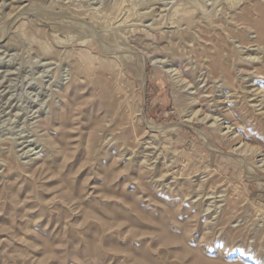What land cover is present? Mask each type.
I'll return each mask as SVG.
<instances>
[{
    "label": "rangeland",
    "instance_id": "obj_1",
    "mask_svg": "<svg viewBox=\"0 0 264 264\" xmlns=\"http://www.w3.org/2000/svg\"><path fill=\"white\" fill-rule=\"evenodd\" d=\"M261 7L0 0V264H264Z\"/></svg>",
    "mask_w": 264,
    "mask_h": 264
},
{
    "label": "bare ground",
    "instance_id": "obj_2",
    "mask_svg": "<svg viewBox=\"0 0 264 264\" xmlns=\"http://www.w3.org/2000/svg\"><path fill=\"white\" fill-rule=\"evenodd\" d=\"M219 5V4H218ZM252 5V4H251ZM181 6V5H180ZM261 6V5H260ZM179 7V6H178ZM178 7H176V6H174V9L175 8H178ZM256 8V7H255ZM254 8V9H255ZM261 8H264V7H261ZM194 9V8H193ZM253 9V8H252ZM197 10V9H196ZM249 10V9H248ZM264 10V9H263ZM262 10V11H263ZM255 11H256V9H255ZM182 12V11H181ZM245 12V11H244ZM243 12V13H244ZM246 12H247V10H246ZM251 12V11H250ZM253 12V11H252ZM260 12V11H259ZM201 13V12H200ZM199 13V14H200ZM261 13V12H260ZM247 14V13H246ZM262 14V13H261ZM231 15V14H230ZM256 15V14H255ZM233 16V15H232ZM243 16V15H242ZM245 17V16H244ZM261 17H263V20H262V22H260V23H258L257 25H255V22L253 23V22H250V20L249 19H247L246 18V20H248V22L256 29V31H257V33H255L256 35H257V38H258V41L260 42V43H262V45L264 44V13H263V15L261 16ZM237 18V17H236ZM249 18V17H248ZM260 19V18H259ZM259 19H258V21H259ZM246 20H244V21H246ZM211 22V21H210ZM203 23V22H202ZM221 23V22H220ZM220 23H218V24H220ZM246 23V22H245ZM239 24V23H238ZM241 24H242V22H241ZM211 25V24H210ZM223 25V24H222ZM235 25H236V23H235ZM199 29V28H198ZM255 31V30H254ZM230 33V32H229ZM232 34V33H231ZM252 37V36H251ZM254 37V36H253ZM256 37V36H255ZM256 38V39H257ZM260 45V44H259Z\"/></svg>",
    "mask_w": 264,
    "mask_h": 264
}]
</instances>
